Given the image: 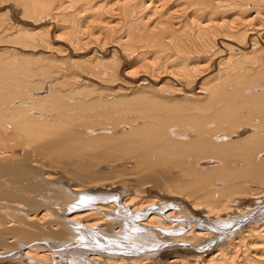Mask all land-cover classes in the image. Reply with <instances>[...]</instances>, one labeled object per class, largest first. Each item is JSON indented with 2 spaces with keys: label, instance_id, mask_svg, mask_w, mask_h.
<instances>
[{
  "label": "bare ground",
  "instance_id": "1",
  "mask_svg": "<svg viewBox=\"0 0 264 264\" xmlns=\"http://www.w3.org/2000/svg\"><path fill=\"white\" fill-rule=\"evenodd\" d=\"M0 264H264V0H0Z\"/></svg>",
  "mask_w": 264,
  "mask_h": 264
},
{
  "label": "rangeland",
  "instance_id": "2",
  "mask_svg": "<svg viewBox=\"0 0 264 264\" xmlns=\"http://www.w3.org/2000/svg\"><path fill=\"white\" fill-rule=\"evenodd\" d=\"M29 53H32V52H27V54H29ZM220 232H222V230L218 231V233H220ZM74 247H76V246H74ZM81 248L83 249L84 247H81ZM59 261H61V259H59Z\"/></svg>",
  "mask_w": 264,
  "mask_h": 264
}]
</instances>
